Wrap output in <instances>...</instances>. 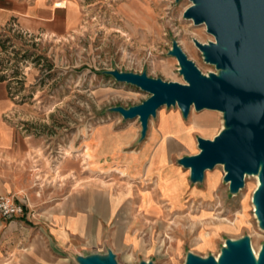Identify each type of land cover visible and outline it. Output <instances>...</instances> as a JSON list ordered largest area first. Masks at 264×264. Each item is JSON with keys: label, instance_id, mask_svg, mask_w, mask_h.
Returning a JSON list of instances; mask_svg holds the SVG:
<instances>
[{"label": "rangeland", "instance_id": "374dc122", "mask_svg": "<svg viewBox=\"0 0 264 264\" xmlns=\"http://www.w3.org/2000/svg\"><path fill=\"white\" fill-rule=\"evenodd\" d=\"M75 1L84 10V22L73 36L57 42L12 33L2 39V64L8 75L15 78L13 92L18 124L44 148L39 151L44 168L40 166L36 172V186L45 184L52 190L59 184H63L64 190L68 189L70 183L107 186L111 178L114 180L110 182L123 186L121 175L115 173L109 177L92 164L93 128L111 123L115 130H120L129 122L141 128L139 120L125 121L110 110L117 106L140 105L150 95L134 86L118 83L104 72L147 73L151 78L166 82L185 83L178 60L169 55L173 42L178 41L188 58L204 75H209L218 71L204 61L194 40L208 44L215 38L204 24L196 26L192 20L184 18V12L192 5L190 0L179 3L176 0ZM172 110L179 109L164 107L159 114ZM194 113L202 116L199 124L205 127L200 128L203 132L200 137L213 139L224 128L221 112L194 110ZM157 174L158 180L151 184L159 188L162 198L173 207H183L184 176L168 168H161ZM224 176V168L218 166L206 173L203 183L194 184V188H206L202 193L205 198H212L220 184L209 203L193 202L190 193L187 194L186 218L196 219L201 211L209 212L212 218L197 223L182 221L179 225L186 227V234L180 237L186 250L173 261L157 259L156 264H185L188 252L203 258L218 257L227 239L238 240L245 236L250 237L253 250L260 253L264 230L254 216L252 203L257 182L254 176H247L245 188L233 196L229 195ZM149 182L146 180L145 184ZM215 223L218 229L226 230L220 232L217 240L215 233L203 231ZM171 237L176 239L178 235ZM157 244L174 242L160 240ZM118 263L139 264V260L122 258Z\"/></svg>", "mask_w": 264, "mask_h": 264}, {"label": "crops", "instance_id": "0c3cea01", "mask_svg": "<svg viewBox=\"0 0 264 264\" xmlns=\"http://www.w3.org/2000/svg\"><path fill=\"white\" fill-rule=\"evenodd\" d=\"M83 22L84 10L75 0H0V198L12 195L29 206L28 217L0 215V264H75L78 256L104 255L109 250L117 260H139V264L173 261L186 250L182 245L186 227L179 224L212 218L207 211L196 219L186 218L188 193L193 202L209 203L220 185L212 198H205L206 188H194L190 172L178 164L179 159L199 153L202 116L194 110L188 119L180 110L158 112L144 141L135 122L120 130L104 123L89 132L95 136L92 164L109 177L121 175L123 186L110 182L113 178L107 186L70 183L65 190L63 184L54 190L45 184L36 186V172L44 168L39 151L44 148L18 124L16 99L10 91L15 78L2 64V39L17 33L61 42ZM161 168L184 176L183 207L171 206L151 184ZM203 231L215 233L217 240L226 230L215 223ZM174 234L176 239L171 237ZM160 240L174 244H157Z\"/></svg>", "mask_w": 264, "mask_h": 264}, {"label": "water", "instance_id": "95a60500", "mask_svg": "<svg viewBox=\"0 0 264 264\" xmlns=\"http://www.w3.org/2000/svg\"><path fill=\"white\" fill-rule=\"evenodd\" d=\"M181 0H176L179 3ZM184 18L196 26L205 25L215 41L194 40L204 61L217 73L204 75L174 41L169 55L180 65L185 83L166 82L147 73L105 71L118 83L139 88L150 95L142 104L111 112L125 121L139 120L141 141L147 138L150 121L158 112L177 107L188 119L191 112L218 111L224 128L213 139L198 137L199 153L185 156L178 164L190 172L193 184L203 183L206 172L224 168V182L230 194L238 195L247 176H258L253 205L259 226L264 230V0H190ZM78 264H119L116 254L78 256ZM140 264H154L141 261ZM185 264H264V245L257 257L249 236L227 239L217 257H200L188 252Z\"/></svg>", "mask_w": 264, "mask_h": 264}, {"label": "built area", "instance_id": "2783aa9c", "mask_svg": "<svg viewBox=\"0 0 264 264\" xmlns=\"http://www.w3.org/2000/svg\"><path fill=\"white\" fill-rule=\"evenodd\" d=\"M28 209L29 206L26 201H19L12 195L0 198V215L5 218L28 217Z\"/></svg>", "mask_w": 264, "mask_h": 264}, {"label": "bare ground", "instance_id": "6f19581e", "mask_svg": "<svg viewBox=\"0 0 264 264\" xmlns=\"http://www.w3.org/2000/svg\"><path fill=\"white\" fill-rule=\"evenodd\" d=\"M162 110V109H161ZM160 110V111H161ZM160 111H159V113H160ZM209 112H211V111H209ZM202 128H205L203 125L201 126ZM88 151H89V149L85 152V155L84 156H87V153H88ZM87 158V157H86ZM208 172V171H207ZM206 172V173H207ZM255 180H256V182H257V187H256V189L258 188V186H259V178H258V176H254L253 177ZM156 184V183H155ZM255 189V190H256ZM253 203V202H252ZM253 210L255 211V207H254V205H253ZM255 217H256V215H254ZM254 252H255V254H256V256L258 257L259 256V252H256V250L254 249ZM218 258V257H217Z\"/></svg>", "mask_w": 264, "mask_h": 264}, {"label": "trees", "instance_id": "16d2710c", "mask_svg": "<svg viewBox=\"0 0 264 264\" xmlns=\"http://www.w3.org/2000/svg\"><path fill=\"white\" fill-rule=\"evenodd\" d=\"M2 45H3V43H2ZM10 91L12 92V95H13V97L15 98V96H14V87L12 88V89H10Z\"/></svg>", "mask_w": 264, "mask_h": 264}]
</instances>
